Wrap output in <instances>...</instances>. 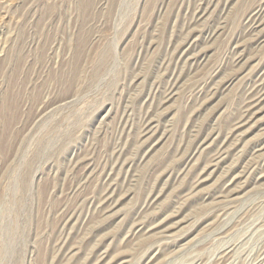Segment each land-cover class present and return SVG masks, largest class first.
Listing matches in <instances>:
<instances>
[{
  "label": "rangeland",
  "instance_id": "374dc122",
  "mask_svg": "<svg viewBox=\"0 0 264 264\" xmlns=\"http://www.w3.org/2000/svg\"><path fill=\"white\" fill-rule=\"evenodd\" d=\"M257 1L191 24L198 0H0V264H264V103L208 161L264 68L241 17Z\"/></svg>",
  "mask_w": 264,
  "mask_h": 264
},
{
  "label": "bare ground",
  "instance_id": "6f19581e",
  "mask_svg": "<svg viewBox=\"0 0 264 264\" xmlns=\"http://www.w3.org/2000/svg\"><path fill=\"white\" fill-rule=\"evenodd\" d=\"M198 4L196 6V10L194 12V17H193V23L191 24H196L197 22L203 20L207 21L209 19V15L212 13V11H214V7H215V0H198ZM217 8V6H216ZM192 17V16H191ZM211 17V16H210ZM241 17L244 20V27H247V30L249 33H253L251 34V40H253L255 37V41H264V0H258L257 2L253 3V5H251L247 10L245 9L242 12ZM215 18V17H214ZM242 20V21H243ZM208 26H206L209 30V32H206L207 35H205L206 37L201 41H211L212 39L216 38V36H218V34H220V31H222L225 28V25H223L221 22L219 23V20L215 18V20L208 22ZM201 33H203V30H201ZM247 33V32H246ZM204 34V33H203ZM202 34V35H203ZM187 39L184 40L182 43H180V45L177 46L176 51L179 54L177 60H181L182 58L187 56V60L192 61L191 66H197V65H201L202 64V52L198 51L197 53H193L192 48L194 46V41L197 38L196 36V32H194V30L192 29L188 35H187ZM253 40V41H254ZM196 46V45H195ZM234 49V48H233ZM174 51V52H176ZM231 51V50H230ZM234 50H232L233 52ZM237 52V51H236ZM232 54V53H231ZM177 55V54H176ZM233 55V54H232ZM238 56L234 59V61L232 62V66H234V64L236 66H239L240 63L244 60L245 58V53H243L242 51L240 53L237 54ZM234 56V55H233ZM172 58V57H171ZM176 60V59H175ZM169 61V60H168ZM183 61V60H182ZM179 65V64H178ZM180 66V65H179ZM235 67V66H234ZM243 67V66H242ZM242 67H240L239 69H241ZM181 68V67H180ZM179 68V69H180ZM232 70H235L232 68ZM216 71V70H215ZM179 72V71H178ZM217 73V72H216ZM216 75V74H215ZM218 75V74H217ZM238 75V73H237ZM235 74H233L232 76H230L229 78H227V80L225 81L226 85L231 84L236 76ZM174 76V75H173ZM176 76V75H175ZM174 76V77H175ZM214 77V76H213ZM179 78V77H178ZM173 79V78H172ZM177 79V77H176ZM253 81H252V85L251 87L248 88V91L246 93L243 94L244 99L243 102H239L241 103L240 108L238 112V114L232 119L229 120L228 122V132L227 135L225 136V139L223 140L222 146L219 147L216 151H214V153L210 156V158H208V161L211 165H216V164H220V161H222L225 156H226V152L229 148L230 144H239V136L240 131L242 130L243 127H246V125H249L256 117V113L259 110L260 106L264 103V68L261 67L259 68V70L253 75L252 77ZM174 81H171L167 88L165 89V96L163 98V101H168L169 99H171L174 95H175V86L177 85V81L175 79H173ZM214 80V79H213ZM169 81V80H168ZM179 81V80H178ZM249 84V83H248ZM250 86V85H249ZM211 90V89H210ZM244 92V91H243ZM242 100V99H241ZM236 111V113H237ZM146 118V117H145ZM149 119H146V121H144V123L140 125V138L146 137L148 135H150L149 133L153 132V131H157L158 127L155 124V120L153 118L148 117ZM145 120V119H144ZM216 130V129H215ZM213 133H216L215 131H212L211 134H209V136H211ZM220 136V135H219ZM218 136V137H219ZM208 139V135L207 137H205L202 141L198 140L193 147V150H189V155H190V159H195V156L199 153L202 152L203 150L202 147L203 145H205ZM222 139V138H221ZM138 140V139H137ZM219 141V139H218ZM213 142V141H212ZM216 143V141H215ZM219 143V142H218ZM227 145V146H226ZM233 146V145H232ZM238 146V145H237ZM253 149L255 150V148L253 147L251 151H253ZM118 150V149H117ZM120 150V149H119ZM250 151V152H251ZM212 152V151H211ZM230 152V151H229ZM237 152V151H235ZM207 153V152H206ZM124 154V153H121ZM231 154H233V152H231ZM117 155V154H115ZM121 157V156H120ZM119 158V157H118ZM119 162V161H118ZM115 163V162H114ZM190 163V162H189ZM255 163V162H254ZM257 163V162H256ZM81 165V164H80ZM79 165V166H80ZM248 165V163H247ZM78 166V165H77ZM82 166V165H81ZM210 166V165H209ZM113 167V166H112ZM208 167V166H207ZM206 167V168H207ZM253 167V166H252ZM78 168V167H77ZM115 168V167H114ZM113 168V169H114ZM234 168V167H233ZM83 169V168H81ZM119 169V168H118ZM262 170V169H261ZM238 171V170H237ZM114 172H116V170H114ZM239 172V171H238ZM118 173V172H117ZM230 173V172H229ZM240 173V172H239ZM112 174V172H111ZM119 174V173H118ZM111 176V175H110ZM236 177V176H234ZM81 178V177H80ZM111 178V177H110ZM259 178V177H258ZM81 180V179H80ZM233 180V179H232ZM86 180H84L85 182ZM81 182V181H80ZM83 182V181H82ZM201 182L198 181L195 184V187L198 186V184H200ZM107 184V183H106ZM116 184V183H115ZM231 182H228V184H224L222 186V190H221V196L219 195V198L222 199L223 196L225 197H232L234 196L237 192L242 191V188H232L229 189L232 184ZM230 185V187H229ZM115 188L113 186V184H110L107 189L105 190V196H109L112 191H114ZM224 193H226L224 195ZM151 200V198H149ZM227 200V199H226ZM217 201V200H216ZM150 202V201H149ZM148 204V203H147ZM145 208V206H144ZM222 209V208H221ZM219 210V209H218ZM72 213V212H71ZM75 213V212H74ZM225 211H218V214L216 216L220 217L223 216L222 214H224ZM72 217V215H71ZM71 217L68 216V218L70 219ZM222 253V252H221ZM226 254V253H225ZM262 254V261H264V251L261 253ZM221 256V255H220Z\"/></svg>",
  "mask_w": 264,
  "mask_h": 264
}]
</instances>
